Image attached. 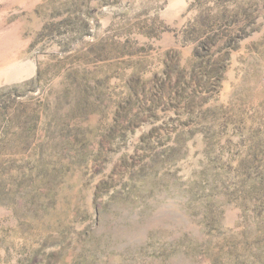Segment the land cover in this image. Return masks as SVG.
I'll return each mask as SVG.
<instances>
[{"label":"rangeland","instance_id":"1","mask_svg":"<svg viewBox=\"0 0 264 264\" xmlns=\"http://www.w3.org/2000/svg\"><path fill=\"white\" fill-rule=\"evenodd\" d=\"M0 264H264V0H0Z\"/></svg>","mask_w":264,"mask_h":264}]
</instances>
